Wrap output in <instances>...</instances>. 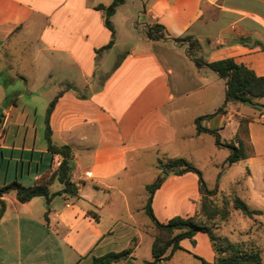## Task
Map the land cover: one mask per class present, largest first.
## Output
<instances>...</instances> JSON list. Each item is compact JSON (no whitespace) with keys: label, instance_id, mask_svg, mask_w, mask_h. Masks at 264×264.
Instances as JSON below:
<instances>
[{"label":"crops","instance_id":"crops-1","mask_svg":"<svg viewBox=\"0 0 264 264\" xmlns=\"http://www.w3.org/2000/svg\"><path fill=\"white\" fill-rule=\"evenodd\" d=\"M111 1L0 0V105L9 101L0 116V185L14 180L33 185L59 165L61 155L47 149L45 117L42 142L37 109L31 113L27 103L42 100L46 110L61 92L49 115L51 139L55 145L71 147L72 180L77 186L76 196L59 193L49 202L44 196L20 202L14 190L0 195V264H91L93 256L108 252L95 255L98 249H112L115 233L134 228L127 184L134 169L149 153L155 162L160 156L177 157L187 135L184 118H189L193 134L199 136L195 118L208 114L195 111L211 86V69L197 67L186 45L173 37L192 35L199 42L195 54L205 61L233 57L264 75V61L256 58L264 57V50L254 44L255 40L264 44V0H124L111 16L114 42L104 48L111 33L103 11L95 6ZM153 23L162 24L169 37L148 38L144 28ZM25 48H29L30 76L19 65ZM10 72L24 82L25 94L14 90L9 98ZM23 95L29 102L19 106L17 100ZM232 108L230 103L226 113L206 120L220 118L214 127L220 132L232 119ZM233 122L231 140L239 127V122ZM253 122L247 126L253 154L242 159L249 171L246 189L252 186L256 171L264 172ZM201 124L211 128L204 119ZM10 133L13 137L7 141ZM165 186L168 190L172 186L170 197L179 206H185L188 196L199 200L194 172L168 176L151 201L160 221L169 219L162 218L155 206ZM61 188L57 180L49 186L50 192ZM119 198L124 201L126 219L113 211ZM248 219L261 220L260 214ZM259 232L247 238H254L261 248L264 222ZM193 237L205 242L208 250L203 258L213 261L207 234L198 231ZM187 240L180 245L190 250ZM133 257L132 250L120 260Z\"/></svg>","mask_w":264,"mask_h":264},{"label":"rangeland","instance_id":"rangeland-1","mask_svg":"<svg viewBox=\"0 0 264 264\" xmlns=\"http://www.w3.org/2000/svg\"><path fill=\"white\" fill-rule=\"evenodd\" d=\"M185 45H188V42H185ZM27 51H29V48H25V53L22 56L23 61H21L19 65L24 70L25 74L30 76L31 60L29 52ZM256 58H262L264 61V57L262 56H257ZM10 74L12 80L6 83V90L10 93L9 98L13 97L12 93L14 90L25 94L26 88L24 82L20 78L15 77L12 72H10ZM5 78L7 77L3 75L2 81H4ZM209 80L211 81V86L208 88L206 95L202 97V102L196 105L197 111L195 112L199 114L213 113L224 101V80L218 77L216 73L211 70ZM27 100V96L23 95L17 101L19 102V106H22L23 103L29 102ZM253 100L257 101L261 105L254 107L247 103H233V108L231 109L232 119L228 123L227 127L220 131L219 134L221 141L229 142L232 138L233 121L236 120L239 122V127L237 129L238 137L243 140L246 153L248 155H252L254 146H251L250 144L247 126L248 122L253 120V131L257 135V138H255L256 148H258V151L261 153L258 154L264 156V119L261 116V114H264V96L253 98ZM8 104L9 101L6 100L0 105V116L2 108L4 106L6 107ZM27 106L29 107L31 113L33 112L34 107L37 109V124L40 125L39 132L41 133H39V138L42 139V142H44L43 124L46 111L44 102L42 100H35L34 103H31L30 101L27 103ZM191 109H194L193 105L191 106ZM217 119L219 120L220 118ZM184 120L186 121L185 127L187 135L185 145L178 150L177 154L179 155H177V157L186 159L201 172L205 187L214 191V193L210 196L213 205L218 209V211H222L224 209L227 211L226 216L221 215L219 212L211 220L210 223L214 232L217 235L229 238L233 242H247L249 240L256 241L254 238L247 237L248 234L257 236L260 233L259 230L261 229L262 222H264V196H262V194H264V172L256 171L254 180L251 182L252 186H250L249 189H246L244 187L245 178L249 173L246 168V163L243 160H240L228 165L226 158L230 153V149L224 146H217L215 144L214 136L209 132H201L199 136L194 135V127H191L189 118L185 117ZM204 120L211 128H214L215 121H218H209L206 120V118ZM12 137L13 136L10 133L7 137V141ZM233 140H236L234 136L231 141ZM5 153L9 157L10 151L8 150ZM166 158L169 157L160 156V159ZM8 160H10V158L5 160L3 167H1L2 173L6 169ZM11 166H14L13 160H11ZM134 170L133 175L127 182L131 189L129 202L130 206L133 208L132 215L135 223L132 225L134 228L127 227L126 229L115 233L117 239L116 243L113 244V247H111L112 249L105 250L104 248H100L94 254L96 255L100 252H106L109 250L117 251L133 247V258H130L128 261L119 260L115 264H204L198 257L194 256V254H196L204 257V254L206 253L204 252L206 244L199 237H192V239H188L185 243V245H188L187 247L192 251L186 248L177 249L173 252L170 258L164 259L160 262H153V257L151 255V242L154 230L150 228L153 225L150 218L145 213L143 205L148 197V192L145 188L146 184L153 182L155 177L162 172V169L158 167V160L155 162V157L149 153L142 158V161L138 165L137 169L135 168ZM171 175H173V173H169L164 180ZM171 190L172 186L169 187V190L168 186H165V188L156 196V210L162 218L167 219L174 216L185 217L193 215L195 212H199L201 193L198 201L196 200V197L188 196L185 206H179L177 201L171 199ZM233 193H236L243 200H245L250 207L257 206L262 209V213L260 214L261 220L251 222L240 210L234 209L231 203ZM113 211L114 213L121 215L122 219L128 218L124 201L120 198L114 202ZM199 218L203 220L205 219V216L203 214H199ZM260 246L262 248V259L264 261L263 239L260 242ZM207 250L208 248L206 251ZM86 263L87 262H83L81 264Z\"/></svg>","mask_w":264,"mask_h":264},{"label":"trees","instance_id":"trees-1","mask_svg":"<svg viewBox=\"0 0 264 264\" xmlns=\"http://www.w3.org/2000/svg\"><path fill=\"white\" fill-rule=\"evenodd\" d=\"M124 0H112L108 5L97 4L95 8L103 11L104 23L110 30L111 38L104 48L110 47L114 42L115 30L111 20V16L115 12L118 5ZM145 35L150 39H166L168 33L160 23H153L144 28ZM180 45H186V52L191 57L197 67L206 66L213 70L218 77L225 82V95L223 103L211 114L201 115L195 118L196 133L209 132L214 136L217 146H224L230 149V153L226 158L228 165L234 162L247 158L249 155L245 151V145L241 138L238 137V130L234 137L236 140L223 142L217 128H208L201 124V120L212 117L216 114H224L227 111V106L230 103H247L252 106L261 105L253 98L264 96V75H258L255 71L243 63H238L233 57H225L214 61H205L200 56L195 54L199 49V42L192 35H184L181 37L172 38ZM261 50H264V44L259 40L254 41ZM97 49L96 51H98ZM117 65V64H116ZM61 92H58L49 102L45 111V138L47 149L51 153L61 155V161L57 168L51 172H46L41 175L33 185L25 186L19 181L14 180L10 183L0 185V195L14 190L16 199L20 202H26L34 196H44L47 202L55 194L66 193L70 196L77 195V186L72 180V149L67 144L55 145L51 139V129L49 125V115L52 111L55 102ZM241 122V121H240ZM248 131V130H247ZM238 138V139H237ZM236 142V144H235ZM158 167L162 169L155 180L146 184L145 188L148 192V197L144 205V211L152 222L153 240L151 243V255L153 262H160L171 257L177 249H184L180 245V241L184 238L192 239L198 231L207 234L214 251V259L209 262L205 258L194 254L204 264H263L262 250L256 241L233 242L229 238L217 235L212 226L211 220L220 212L226 216L227 211L224 209L218 211L213 205L210 196L214 193L205 187L201 172L189 161L180 157H169L166 159H158ZM194 172L198 176L199 191L201 193V203L199 212H195L189 216H174L167 221H160L154 214L151 201L153 194L158 189L165 177L169 173L181 175L185 172ZM57 180L62 184V188L55 192H50L49 186ZM231 203L234 209L240 210L245 216L253 217L255 214H261L260 209L250 207L236 193L232 194ZM1 214V212H0ZM199 214H203L205 219H200ZM133 250V247H128L120 251H108L99 256H93L91 264H109L118 261Z\"/></svg>","mask_w":264,"mask_h":264},{"label":"built area","instance_id":"built-area-1","mask_svg":"<svg viewBox=\"0 0 264 264\" xmlns=\"http://www.w3.org/2000/svg\"><path fill=\"white\" fill-rule=\"evenodd\" d=\"M2 131H3V129L1 128L0 129V138L2 137Z\"/></svg>","mask_w":264,"mask_h":264}]
</instances>
